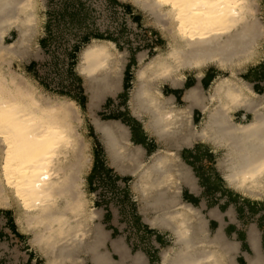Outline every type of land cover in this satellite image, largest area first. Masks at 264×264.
<instances>
[{
  "label": "bare ground",
  "instance_id": "obj_1",
  "mask_svg": "<svg viewBox=\"0 0 264 264\" xmlns=\"http://www.w3.org/2000/svg\"><path fill=\"white\" fill-rule=\"evenodd\" d=\"M134 2L159 22L168 48L148 63L140 58L130 92L132 114L146 119L145 125L161 140L172 137L175 145L155 151L144 165L138 158L141 147L132 145L121 122L94 117L93 129L111 163L127 168L158 211L155 225H166V216H174L170 264H222L221 248L210 244L199 248L195 233L201 225L183 219L179 192L163 190L191 179L184 165L177 160L167 165L165 156L168 151L176 156L181 147L199 139L212 144L218 140L226 148L218 167L228 185L248 197L264 194V111L255 110V120L244 125L235 123L231 115L235 109L264 104V96L254 94L237 78L255 60L264 39V25L256 17L257 0ZM36 3L0 0V206L7 208L11 201L18 204L17 229L30 235V245L46 259L45 264H86V260L124 264V255L118 263L99 250L100 230L88 224L91 214L80 184L91 156L76 131L75 104L64 96L48 102L27 78L11 69L13 62H25L35 54ZM163 19L168 23H160ZM13 33L16 37L8 43ZM113 45L93 39L81 51L78 71L87 85L90 111L103 97L121 89L124 57ZM210 66L229 75L214 82L209 96L195 86L185 92V106H178L162 94L164 85L178 86L185 71L201 77ZM206 101L216 106L208 109L205 122L194 124L192 109L203 110ZM200 251L205 253L203 261Z\"/></svg>",
  "mask_w": 264,
  "mask_h": 264
},
{
  "label": "crops",
  "instance_id": "obj_2",
  "mask_svg": "<svg viewBox=\"0 0 264 264\" xmlns=\"http://www.w3.org/2000/svg\"><path fill=\"white\" fill-rule=\"evenodd\" d=\"M36 2L39 18L37 32L47 31L52 24L47 0ZM7 39L12 37L8 36ZM44 42L45 40H42L41 44ZM215 69L214 66L205 69L201 77L196 73H185L178 86L164 85L162 94L172 97L178 106H185L183 98L185 92L195 86H199L203 93L209 96L214 82L223 77ZM237 78L247 84L254 94L264 96V64L260 67L247 68L243 73H238ZM205 104L207 107L203 110L192 109L190 116L194 124L205 122L208 109L215 105L208 101ZM255 110L264 111V104H258L257 108L249 110L235 109L231 112L233 121L242 125L251 123L255 120ZM135 119L138 127L121 124L127 128L132 145L141 147L138 158L144 165L150 162L154 152L160 148H174L175 142L172 137L161 140L151 126L145 125L146 119ZM101 146L102 153L109 161L110 171L116 173L119 178L132 176L127 168L112 164L102 143ZM225 151L226 148L219 145L218 140L212 144L211 140L201 139L190 147H181L176 156L168 151L165 156L168 159L167 165H172L177 160L185 166L191 179L182 181L176 188L174 183L169 184L170 186L163 190L169 193L177 190L178 205L184 208L183 219L201 225V229L195 233L200 249H204L203 247L208 244L211 248H221L222 264H264V194L248 197L228 185L222 169L218 167V160ZM99 159L97 152L86 179L88 187L95 193L102 190L98 180L105 177V174L100 173V164L96 161ZM131 191L137 192L140 200H135L136 204L130 207L125 201L116 204H100L103 202L99 201L96 214L92 215L90 220L92 229L100 230L102 246L99 250L108 252L114 261L117 258L118 263H121V256L124 255V264H170L173 256L169 252L175 239L174 216L167 215L166 225L157 223L156 226L155 220L160 215L143 196V188L133 183ZM14 224L16 226V223ZM5 234L7 237L4 239L10 238L11 241L12 237L18 239L20 235H24L18 229L16 232L10 231ZM28 245L30 247L28 251L35 253L29 241ZM198 256L203 261L205 253L200 251Z\"/></svg>",
  "mask_w": 264,
  "mask_h": 264
},
{
  "label": "rangeland",
  "instance_id": "obj_3",
  "mask_svg": "<svg viewBox=\"0 0 264 264\" xmlns=\"http://www.w3.org/2000/svg\"><path fill=\"white\" fill-rule=\"evenodd\" d=\"M47 3L51 28L37 32L34 56L22 63L13 62L11 69L27 78L48 102L64 96L75 104L76 131L91 156L90 168L82 176L80 184L88 200V214L91 217L96 214L100 204L125 201L130 207L136 204L135 200H140L137 192L131 191L135 177L119 178L110 171L109 161L102 153L100 136L94 131L92 122L97 117L102 121L115 120L138 127L130 106V92L140 58L148 63L158 54L166 52L168 40L154 16L142 11L134 0H47ZM256 17L264 25V0H257ZM162 22L168 23L166 19ZM11 37L7 39L8 43L13 42L16 36L13 33ZM93 39L111 41L119 56L124 57V70L121 89L115 95L103 97L99 106L90 111L87 85L79 74L78 65L82 49ZM42 40H45L44 44H41ZM263 64L264 39L259 43L255 60L245 65L243 70ZM215 70L223 77L229 75L227 71ZM97 152L100 159L96 161L105 177L98 180L102 190L95 193L88 187L86 179ZM100 200L103 203L99 204ZM18 209L15 201H11L7 208L0 206V264H45L46 259L40 253L28 251L30 235L25 233L18 239L12 237V241L4 239L7 237L5 232L17 230L14 223ZM88 224L92 225L90 220ZM86 264L90 261L86 260Z\"/></svg>",
  "mask_w": 264,
  "mask_h": 264
}]
</instances>
